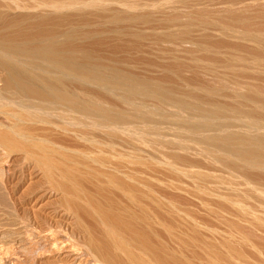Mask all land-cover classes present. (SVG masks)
<instances>
[{
    "label": "bare ground",
    "instance_id": "1",
    "mask_svg": "<svg viewBox=\"0 0 264 264\" xmlns=\"http://www.w3.org/2000/svg\"><path fill=\"white\" fill-rule=\"evenodd\" d=\"M218 3L225 9L223 15L217 9L219 16L212 8ZM194 29L202 31L198 38L191 35ZM146 39L159 46L189 43L205 55L207 66L215 63H208L211 56H221L213 67L219 64L231 75L208 69L215 86L136 75L130 56L116 53L134 47L144 63L174 76L145 57ZM108 44L112 54L100 55ZM172 52L164 48L159 55L176 56ZM259 81L264 82V0H0V148L33 163L81 236L57 245L49 233L61 228L32 224L41 231L26 233L25 262L216 264L213 248L182 247L185 211L168 191H190L180 178H161L159 167L171 177L181 171L212 183L201 189L210 210L219 203L232 206L235 198L240 214L263 218ZM216 171L235 173L236 179ZM241 185L261 198L255 206L243 204ZM164 235L179 248H169Z\"/></svg>",
    "mask_w": 264,
    "mask_h": 264
},
{
    "label": "rangeland",
    "instance_id": "2",
    "mask_svg": "<svg viewBox=\"0 0 264 264\" xmlns=\"http://www.w3.org/2000/svg\"><path fill=\"white\" fill-rule=\"evenodd\" d=\"M215 6H213L212 8H214L213 10H215V14L217 16H219L221 11H225V9L222 8L223 7L222 5H221L222 7L221 6L219 7V3L218 5L216 4ZM193 9L195 11L197 10V8L195 7ZM217 9L218 12L220 13L218 12L216 13ZM193 11L192 13L195 12ZM223 13L224 12H222L220 15H223ZM215 16L214 18H219ZM197 20L198 18L194 19V23H197L198 22ZM194 30L195 33H193L194 32L193 31L191 32V35L194 38H198L200 36L199 33L201 30L197 29L199 30L198 33L196 32L197 31L196 29ZM196 34L197 36L199 34V36L197 37ZM144 41H142L143 45L146 44L145 46L148 45V47L149 45H151V50L149 51L150 53L148 52L150 47L147 48L144 46V49L146 48L147 52L145 51L146 49L144 51L146 52V54L147 53L149 54V55L147 54L145 57L147 59L151 58L152 61L154 62H160L159 64L162 65L163 67L169 68L173 72L174 76L173 78L171 77L167 78L161 70L162 67H158L157 64L155 63H151V64L144 63L143 62L144 59L142 58L144 57V55L142 56L141 52L140 54L138 51H134L136 50L134 49V47L132 49L125 48L119 51L118 53H116L118 54L119 58L130 56L131 58L130 60L135 65L132 71L136 75H144L149 78L165 82L167 84L178 82L180 85L206 84L208 86H215L218 84V82H216V78L214 80V74L212 76L211 73L209 74V72L213 71V70L210 71L208 70L211 67L215 71L218 70L217 73L220 75L226 73L231 75V72H228V70L224 68H220L221 66L219 67V64L217 65L218 66L217 68L213 67L215 66L216 63H219L214 59H217L221 56H217V55L211 56L210 58L214 57L211 59L214 60L212 62L210 58L207 57L206 61L209 60L208 63L213 64L215 62L214 65L208 64L207 66V63H205L204 60L205 55L204 54L202 55V52L199 53L200 51L198 52V49L194 48V46L189 43L187 44L181 43L184 46L180 45V47H178L179 44L170 45L171 43L168 44L170 46H168L167 43H165L166 45L162 44L163 46L162 45L159 46L157 44L158 47H156L157 45L150 44L151 40H149L150 42H148V40L146 42ZM176 45L178 48L176 47ZM163 47L166 50H169L170 52L173 51L172 52L173 54L176 53V56L178 58L182 57V59H180L182 61L180 60L175 61L173 59V56L174 58L176 56L175 55L172 56V54H167V56L165 55L166 57L159 55L161 50H164ZM111 48H113V44L112 45L108 44L98 52L100 55H104V54L108 55L109 53L112 54L111 51H113V49L111 50ZM156 48H159V50ZM156 50L158 51V53ZM152 51H154V53H152ZM188 51H190V53L196 51L195 52L196 55H193L195 53L189 54ZM180 52L182 55L179 54ZM138 53L140 55H137ZM187 55L189 58L192 59H188ZM191 55L192 57H190ZM193 56L195 57L198 56V58L196 57L197 58L196 59ZM163 57L164 59L160 60V58ZM200 57L203 58L204 60L203 63H201V61H203L202 59L201 61L198 60L200 59ZM219 59L222 60L224 58L222 59L219 58ZM189 60L192 61L195 60L196 64ZM197 61H199L200 63ZM190 62L192 63L190 64ZM193 63L196 65L194 66L198 69H196L192 65ZM200 64L202 65L205 64V66H207L206 69H204L205 66L201 65L202 68L204 67L203 69L205 71L201 68ZM197 65L199 66L197 67ZM222 69H224V71ZM259 84L264 89V82L259 81ZM0 159H1L0 161V264H15V263L27 264L25 262V259L27 257L26 251L28 248H30L29 247L30 245L28 243L29 242L28 239L30 238V236H28L29 235L28 233L29 230L31 229L33 230L34 226H32V224H36L41 229H45L47 227H51V229L61 228L60 230L62 231L60 232L55 231L53 233H49L51 237L54 238L53 242L57 245L61 244L63 240L70 239V241H79L81 239V236L74 234L72 231L74 220L72 218L71 219L67 218L64 212L59 208L60 196L54 194L52 195V193H50L47 190V185L42 179L41 173L35 168L33 163L31 161L26 160L23 154L19 153L11 156V154H8V152L6 153L5 151L3 152L1 148H0ZM160 167L159 169H163L161 171H164L161 172L162 176L159 175L161 178H165L168 181H174V182H179L182 179L183 181L182 185H184L183 187H185L184 190H186V188L188 187L187 190L190 191V193H185V192L183 193V191L178 192V190L175 191L174 189L173 190L168 189L170 195L172 194L170 196L168 193L169 196L168 198L171 199L176 204L178 203L177 205L182 209L184 208L183 210L185 211L183 217V224L185 225H183L184 227L182 228L184 229L183 232H185L183 233L184 234L183 238L185 240L183 243L185 247L182 245L183 248H213L215 250L214 253L217 254V255L214 254L217 257L215 258L217 259L215 260L216 264H264V215L263 218L261 217L262 219L261 218L257 219L250 215L244 216L240 214L236 209L237 207H235L236 206L235 204H237L235 198L233 199L235 203L232 200L234 204L230 202V204L231 203L233 204L232 206L225 205V204H229V202L223 205V207L225 206V209L222 207V205H219L220 203L216 205H212L213 208L211 209L215 210L212 212V210L209 209L210 206H207V204L205 203L206 201L209 200V198H207V195L201 191L202 188L203 190L205 187L209 188V185H212V183L207 184L204 181L201 182L202 183L201 184L200 181L197 182L193 178L188 177V175L185 176L184 172H183L184 174L183 176L182 174L180 175L181 171L179 172L177 171L178 173H174L176 175L178 174L177 176L179 177H176V175H174L173 173H172L173 176L171 177V173L165 174V171L168 172L166 170L167 168L164 169L163 167L161 168ZM203 168L212 169V167L210 168V166L207 165H203ZM218 172L219 173L224 172L223 175H225L226 177L223 178L224 179L227 178L226 180L236 179L235 173L233 174L232 172L229 171H216V173ZM174 177L180 178L179 181L178 179L177 180L174 179ZM171 178L173 180H171ZM205 184L208 186H206ZM221 188L223 192L229 193L228 189H226L225 186ZM224 189L227 191H225ZM187 190L186 192H188ZM46 191H48L47 194ZM238 193L239 195L243 194V197L245 198V202L243 201V204H245V206L246 205L255 206L257 200H261L258 194L255 191H253L249 185L248 186L241 185ZM184 196L186 197V199ZM35 200H37L36 203ZM37 203H39L40 206L39 205L36 206ZM214 212H217L218 214ZM34 229L36 232L41 231L37 227H34ZM164 237L163 239L166 240L165 242H167V244L170 242V244H168V246L170 245L169 248L170 247L179 248L178 245L176 246L177 244L176 242L175 244L172 240L167 238L166 235H164ZM171 241L174 244L173 243L171 244ZM54 260H55L54 258L51 259V261ZM36 262L39 263V261Z\"/></svg>",
    "mask_w": 264,
    "mask_h": 264
}]
</instances>
